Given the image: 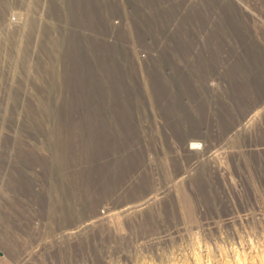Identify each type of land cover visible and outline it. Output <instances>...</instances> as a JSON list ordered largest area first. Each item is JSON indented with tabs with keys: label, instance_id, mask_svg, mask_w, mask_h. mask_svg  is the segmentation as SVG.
I'll list each match as a JSON object with an SVG mask.
<instances>
[{
	"label": "rangeland",
	"instance_id": "1",
	"mask_svg": "<svg viewBox=\"0 0 264 264\" xmlns=\"http://www.w3.org/2000/svg\"><path fill=\"white\" fill-rule=\"evenodd\" d=\"M18 263L264 264V0H0Z\"/></svg>",
	"mask_w": 264,
	"mask_h": 264
},
{
	"label": "bare ground",
	"instance_id": "2",
	"mask_svg": "<svg viewBox=\"0 0 264 264\" xmlns=\"http://www.w3.org/2000/svg\"><path fill=\"white\" fill-rule=\"evenodd\" d=\"M258 112V111H257ZM146 199V198H145ZM144 200V199H143ZM141 202V201H140ZM142 204V203H141ZM137 205H139V204H129V205H126L125 207H123V211H125V210H129V209H134V207H136ZM144 205V204H143ZM141 206V205H140ZM139 206V207H140ZM120 210V209H119ZM92 220V219H91ZM90 221H88V223H89ZM79 228V227H78ZM61 233V232H60ZM62 234V233H61ZM197 240H198V238H197ZM199 241V240H198ZM19 264V263H18ZM46 264V263H45Z\"/></svg>",
	"mask_w": 264,
	"mask_h": 264
}]
</instances>
